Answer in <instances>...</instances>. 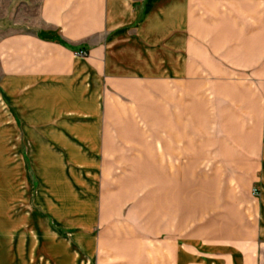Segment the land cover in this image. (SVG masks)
Segmentation results:
<instances>
[{
    "label": "crops",
    "instance_id": "crops-1",
    "mask_svg": "<svg viewBox=\"0 0 264 264\" xmlns=\"http://www.w3.org/2000/svg\"><path fill=\"white\" fill-rule=\"evenodd\" d=\"M31 1L15 0V21L0 36V183L16 184L0 195L10 257L25 242L17 188L27 167L40 195L53 168L65 167L86 183L91 211L60 224L40 206L39 225L66 240L78 264H264V0H39L35 16H20ZM189 87L204 113L195 119L233 112L256 141L232 148L247 165L230 181L239 185L230 191L236 222L183 238L179 201L174 216L155 191L153 217L145 184L169 165L168 135H177ZM122 179L126 189L112 188ZM30 239L32 262L42 245Z\"/></svg>",
    "mask_w": 264,
    "mask_h": 264
},
{
    "label": "rangeland",
    "instance_id": "rangeland-1",
    "mask_svg": "<svg viewBox=\"0 0 264 264\" xmlns=\"http://www.w3.org/2000/svg\"><path fill=\"white\" fill-rule=\"evenodd\" d=\"M38 1H31L33 5L30 2L28 7L21 6L19 15L35 16ZM17 8L15 0H0V36L10 31L9 27L15 21ZM1 26H4L2 31ZM184 90L183 101H178V107L175 108L179 118L174 120L176 126L174 125L173 130L177 132V135H168L169 165L160 168L159 177L153 175V182L145 184V189H149L147 186L151 187L150 190L153 192V217L156 213L157 204V200L154 198L155 191L163 192L164 201L167 200L166 203H168V213L173 208L174 216L176 211L172 203L175 200L179 201L181 210H178V214L181 212L179 215L182 217L178 220L177 234L183 238H192L196 234L206 232L207 226L212 224H219L221 227L223 222L224 224L236 222L235 208L230 206L231 202H235V200L231 198L230 191L238 190L239 185L235 184L236 188H233L230 181L243 178L245 176L243 172L247 165L241 164L239 151L232 148L240 143H254L256 134L254 126L251 128L249 126L245 133L243 131L245 129L239 125L240 119L235 118L233 112L224 113V111L216 110L211 112L216 114L215 118L205 120L197 117L195 119V115L204 114L202 111L195 110V87L184 88ZM195 130L199 133L195 134ZM172 163L173 165H171ZM27 169L28 180L25 178L22 184H18L17 188L18 190L20 188L23 197L22 204H20L25 228L23 250L18 246L13 259L0 240V264H13L16 258L18 263L22 261L23 264H78V260L75 262L72 257L71 247L67 245L66 240L60 241L51 237L49 230L41 227V224L39 225L44 220V213L38 209L42 206L60 224H68L70 221H83L92 208V197L87 193L86 183L81 179L77 181V177L71 175L69 168L55 167L53 168V179L51 178L50 183H47L51 186V190L48 193L47 190L43 189V195H40L37 175L32 173L30 168L27 167ZM116 169L120 175L125 174V171L128 174L127 170L129 171L130 168ZM121 177L125 176L121 175ZM156 178L160 180L155 182ZM126 184L128 183H124L122 179L112 188L124 190L127 187ZM15 185L13 184L11 190L15 191ZM11 190L10 184L0 183V195L7 194L8 196L12 192ZM165 192L166 195H164ZM3 198L5 199V196ZM1 200L0 213L4 209V200ZM11 207V210L15 211V206ZM229 208L230 210H228ZM7 210H10L9 207ZM3 216L4 214H0V221L1 218L3 221ZM209 221L211 224L208 225ZM50 223L53 228H58L53 220H50ZM28 226L30 227L27 228ZM152 226L155 228L154 221ZM1 230L0 225V232ZM62 234L63 237L73 238L72 231L66 230ZM32 235L36 237L40 247L42 245V251L41 258L34 257L31 262L30 258H32L34 251L32 242H30Z\"/></svg>",
    "mask_w": 264,
    "mask_h": 264
},
{
    "label": "built area",
    "instance_id": "built-area-1",
    "mask_svg": "<svg viewBox=\"0 0 264 264\" xmlns=\"http://www.w3.org/2000/svg\"><path fill=\"white\" fill-rule=\"evenodd\" d=\"M79 54H80V55H84V56H86L88 53H87L85 50H81V51L79 52ZM254 191L257 192L256 189H255Z\"/></svg>",
    "mask_w": 264,
    "mask_h": 264
}]
</instances>
